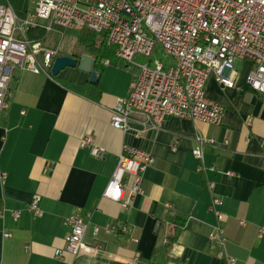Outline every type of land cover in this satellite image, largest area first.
I'll return each instance as SVG.
<instances>
[{
	"label": "crops",
	"instance_id": "crops-1",
	"mask_svg": "<svg viewBox=\"0 0 264 264\" xmlns=\"http://www.w3.org/2000/svg\"><path fill=\"white\" fill-rule=\"evenodd\" d=\"M15 1L0 3L15 12L22 8L16 12L20 19L35 9L36 0L32 9ZM81 32L56 27L46 35L38 28L28 35L56 50L54 60L95 58L97 83L79 67L52 77L18 69L11 81L9 106L0 118V264H229L224 251L236 264H264V100L246 81L253 64L237 62L236 88L209 79L207 97L225 108L220 124L171 116L161 128H144L136 118L125 132L112 126V112L138 69L128 70L115 48L81 45ZM87 136L107 149L104 159L81 146ZM197 136L227 139L228 145L205 146L202 162L192 152ZM125 146L155 158L144 172V195L128 206L103 196ZM36 195L41 215L34 217L29 205ZM214 195L223 200L224 248L209 243ZM73 213L88 222L86 244L103 247L75 260L65 250L66 218ZM109 225L126 226L138 242L121 231L108 233Z\"/></svg>",
	"mask_w": 264,
	"mask_h": 264
},
{
	"label": "built area",
	"instance_id": "built-area-1",
	"mask_svg": "<svg viewBox=\"0 0 264 264\" xmlns=\"http://www.w3.org/2000/svg\"><path fill=\"white\" fill-rule=\"evenodd\" d=\"M56 27L95 33L97 49L115 48L128 70L138 69L128 94L114 106L111 124L115 129L126 132L138 120L144 128H161L171 116L220 124L225 108L207 97V83L215 77L219 84L236 88L233 73L240 61L253 64L246 81L264 100V0H36L34 11L24 19L10 4L0 3V118L9 106L16 70L53 76L57 51L30 39L28 33L41 28L48 35ZM158 53L161 58L156 57ZM138 56L146 61L137 62ZM196 142L192 152L202 162L205 146L228 145L227 139L217 142L203 136H197ZM81 146L89 148L96 159H104L108 153L90 136L81 140ZM154 163L148 152L125 146L103 196L128 206L134 197L144 195V172ZM209 187L213 190L214 184ZM40 201L36 195L30 202L34 217L41 215ZM222 206L223 200L214 195L209 209L216 224L209 243L224 248ZM66 224L70 232L65 250L74 260L86 250H102L99 245L86 244L88 222L79 213L66 218ZM106 231L127 233L130 242H138L126 226L109 225ZM263 234L264 226L260 228V236ZM62 254L56 251L60 259ZM223 256L229 264H236L225 251Z\"/></svg>",
	"mask_w": 264,
	"mask_h": 264
},
{
	"label": "water",
	"instance_id": "water-1",
	"mask_svg": "<svg viewBox=\"0 0 264 264\" xmlns=\"http://www.w3.org/2000/svg\"><path fill=\"white\" fill-rule=\"evenodd\" d=\"M97 60L90 55L83 54L81 60L69 56H58L55 58L52 66V74L58 76L66 68L79 67L90 74V82L97 83L99 72L95 69Z\"/></svg>",
	"mask_w": 264,
	"mask_h": 264
},
{
	"label": "trees",
	"instance_id": "trees-1",
	"mask_svg": "<svg viewBox=\"0 0 264 264\" xmlns=\"http://www.w3.org/2000/svg\"><path fill=\"white\" fill-rule=\"evenodd\" d=\"M95 39H96V34L89 31V30H84L81 32L80 37H79V43L81 45L87 46V47H94V43H95ZM182 223L176 224V226L173 228V230H171V232L169 233V242L172 243L176 240L177 235L182 227Z\"/></svg>",
	"mask_w": 264,
	"mask_h": 264
},
{
	"label": "rangeland",
	"instance_id": "rangeland-1",
	"mask_svg": "<svg viewBox=\"0 0 264 264\" xmlns=\"http://www.w3.org/2000/svg\"><path fill=\"white\" fill-rule=\"evenodd\" d=\"M17 1H20L21 3L20 4H23L24 3V7H26V9H32L34 6L32 5V0H16L15 2H17ZM15 9H16V12H17V14L19 15V13H22L21 11V9L22 8H20V9H18V8H16L15 7ZM160 53V52H159ZM156 54V57H158V58H161L160 57V54ZM136 61L137 62H145L146 61V58L145 57H143V56H138L137 58H136Z\"/></svg>",
	"mask_w": 264,
	"mask_h": 264
}]
</instances>
